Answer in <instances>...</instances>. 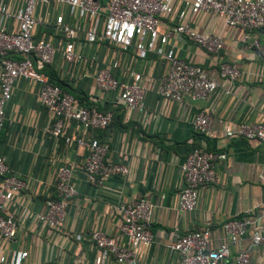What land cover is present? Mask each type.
<instances>
[{"label": "crops", "instance_id": "1", "mask_svg": "<svg viewBox=\"0 0 264 264\" xmlns=\"http://www.w3.org/2000/svg\"><path fill=\"white\" fill-rule=\"evenodd\" d=\"M182 1L175 0V13ZM4 2L13 10L24 4V0ZM101 2L104 12L107 0ZM175 13L162 18V33L177 23ZM35 16L39 21L35 38H46L58 48L63 46V34L56 27L58 16L79 29L76 50L88 60L68 63L57 51L50 66L71 94L84 97L85 103L75 97L77 103L112 111L114 120L108 128L90 133L68 121L64 135L56 137L50 114L39 101L38 85L27 79L17 80L6 106L1 152L8 157L12 173L24 178L27 186L5 210L14 213L20 225L13 241L0 236V253L11 257L15 250L25 249L29 256L23 264H96L98 248L92 232L100 229L127 246L128 238L120 232V207L145 198L154 203L149 225L153 241L141 248L138 264H180V255L170 244L180 235L205 228H211L209 247L217 248L224 238V223L237 217L249 222L245 235L231 245L228 263L236 264V256L246 251L250 264H264V244H253L256 229L264 235V143L226 133L227 128L238 130L242 123L264 120V67L261 51L252 45L258 40L264 50V28L248 31L224 24L211 12H190L186 21L191 28L199 33H219L223 48L218 54L211 53L185 35L175 33L166 49L203 67L220 85L206 101L187 99L180 103L163 98L156 91L158 79L169 67L164 56L148 52L141 57L136 46L126 49L108 41L87 43L85 32L95 23L94 19L65 4L38 3ZM0 26L17 29L18 22L0 15ZM223 62L235 63L241 69V77L233 82L221 77ZM114 63L118 66L114 67ZM105 66L112 67L114 74L126 81H132L134 71L143 73L145 110H131L98 88L95 73ZM200 113L211 117L204 134L194 128L195 117ZM77 134L106 141L109 159L125 164L129 174L105 175L102 185L91 183L83 170L86 148L66 142L67 135ZM198 146L226 153L227 157L217 164L218 181L201 189L196 209L182 213L178 208L184 185L182 164ZM69 164L75 166L72 182L78 192L69 200L61 225L51 227L37 220L35 214L44 209L46 200L57 196L58 169ZM106 264L115 261L109 259Z\"/></svg>", "mask_w": 264, "mask_h": 264}, {"label": "built area", "instance_id": "2", "mask_svg": "<svg viewBox=\"0 0 264 264\" xmlns=\"http://www.w3.org/2000/svg\"><path fill=\"white\" fill-rule=\"evenodd\" d=\"M38 3L65 4L76 8L83 15L94 19V24L85 32L89 44L108 41L116 47L129 49L136 46L140 56L148 52L164 56L169 67L157 81L156 91L166 99L183 103L187 99L206 101L217 91L219 83L201 66L191 64L166 49L169 38L183 34L206 51L218 54L223 48V39L219 33H199L186 21L190 12H211L222 19L224 24L240 27L248 31L264 28V0H183L181 8L175 13V0H107L105 11L101 0H24L22 7L13 10L4 0H0V15L5 19H15L17 29L0 26V236L7 240L17 237L20 221L12 212H5L16 194L27 186L24 178L12 173L8 157L1 152V134L6 122V106L13 97V89L18 79H27L38 85V97L48 111L53 126V135H64L68 121L76 122L86 133L92 130L108 128L114 114L109 110L83 106L76 102L73 94L50 81L38 65H53L57 51L68 63L78 64L86 61V55L76 50L78 28L67 24L63 16L56 19V27L62 34L63 46L58 48L46 38H35L38 18L35 7ZM176 14L177 23L168 31L161 32L163 17ZM105 17L102 22V18ZM261 51L264 67V50L258 40L252 44ZM93 60L96 58L92 57ZM114 67L118 63H114ZM241 69L235 63L223 62L220 76L230 82L238 80ZM132 81L117 77L112 67H99L95 73L98 88L125 103L131 110L146 109V87L142 84L143 73L132 72ZM230 93V90H226ZM211 117L200 113L195 117L194 128L199 134L208 131ZM228 136H240L245 139H258L264 143V120L242 123L238 130L226 129ZM67 143H75L86 148L83 170L88 180L102 185L104 176H127L129 168L109 159V144L90 135H67ZM226 153L195 147L183 164L184 185L179 196V211L191 212L200 200L201 189L218 181L216 167L225 160ZM75 166L69 164L58 169L56 177L57 196L45 201L44 209L35 218L51 227H59L64 221L69 200L77 194L72 182ZM264 205V200L262 202ZM123 221L120 226L122 235L128 238V245L118 243L115 236L107 235L96 229L91 237L96 243L98 254L96 264H106L114 259L115 264H138L141 248L153 241L149 225L152 221L154 203L145 198L134 199L122 204ZM248 213L250 211H247ZM249 220L234 218L223 225L224 238L217 248H210L211 228L191 231L178 236L170 244L172 250L180 255V264H229L231 245L236 244L246 233ZM253 244H264V235L258 229L253 234ZM29 253L25 249L15 250L11 257L0 253V264H23ZM251 257L246 251L236 256V264H250Z\"/></svg>", "mask_w": 264, "mask_h": 264}, {"label": "trees", "instance_id": "3", "mask_svg": "<svg viewBox=\"0 0 264 264\" xmlns=\"http://www.w3.org/2000/svg\"><path fill=\"white\" fill-rule=\"evenodd\" d=\"M38 70L39 71H42V72H45L46 74H48L49 75V77H50V81L52 82V83H54V84H56V85H59L62 89H64L65 91H68V92H70L67 88H65V86H64V81L63 80H61L60 78H59V76H58V74L55 72V70H53L52 68H51V66L50 65H46V64H42V65H38ZM71 93V92H70ZM74 94V97H77L79 100H80V102H82V103H85L84 102V97L83 96H78L75 92H73ZM86 99V98H85ZM2 135V134H1Z\"/></svg>", "mask_w": 264, "mask_h": 264}]
</instances>
